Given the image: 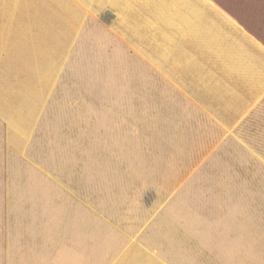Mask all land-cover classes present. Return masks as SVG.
<instances>
[{
	"label": "rangeland",
	"instance_id": "1",
	"mask_svg": "<svg viewBox=\"0 0 264 264\" xmlns=\"http://www.w3.org/2000/svg\"><path fill=\"white\" fill-rule=\"evenodd\" d=\"M239 5L0 0V246H51L53 264H259L262 106L221 30L264 13L243 3L239 20Z\"/></svg>",
	"mask_w": 264,
	"mask_h": 264
},
{
	"label": "crops",
	"instance_id": "2",
	"mask_svg": "<svg viewBox=\"0 0 264 264\" xmlns=\"http://www.w3.org/2000/svg\"><path fill=\"white\" fill-rule=\"evenodd\" d=\"M238 1L242 5L237 7V11H240L237 13L239 20L240 17L243 20L248 17L245 15L247 11L244 10L243 3L260 5V9H263L264 13L263 0ZM205 8L203 5L202 9ZM232 9L234 10V8ZM228 23L229 25L223 24L229 30L224 27L225 30H221L222 36L224 38H227L225 37L226 35L230 37L232 35L234 37L235 35L237 36L236 44L239 54L236 57L232 56L238 60L240 66L238 71L241 78L243 77L239 80V84L248 93L246 106L248 108L262 106V109L260 108V117L261 120H264V38L257 33V28L260 30L261 27H264V22L259 27L253 23L246 29L234 20H228ZM231 29H233L234 33L231 32ZM227 42H230L229 39H227ZM48 247L51 246H0V264H53V253H46L45 251L46 249L48 250ZM257 260L260 261L259 264H264V253H261Z\"/></svg>",
	"mask_w": 264,
	"mask_h": 264
}]
</instances>
